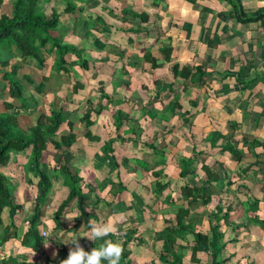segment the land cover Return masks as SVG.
<instances>
[{"label": "crops", "instance_id": "obj_1", "mask_svg": "<svg viewBox=\"0 0 264 264\" xmlns=\"http://www.w3.org/2000/svg\"><path fill=\"white\" fill-rule=\"evenodd\" d=\"M103 1H109L113 5L118 3L122 8L116 7L117 9L110 15L113 18L112 21L108 22L113 23L115 29L110 35L112 41L109 43H114L120 48L106 45L103 49L98 45V39H103L93 37L92 30L97 22L88 20L85 13H96L102 16L97 10H100L99 3H105ZM239 1L240 14L243 16L250 17L264 10V0ZM11 2L12 0H3L0 14L11 11L9 6H5ZM127 2L129 7L126 10L148 15L149 18L145 24L117 23L119 22L117 20L123 19L117 12L122 13ZM65 6L64 0H49L48 4H43L45 13H48L46 12L48 9L49 12L51 9L57 10L60 19L59 32L61 27L68 28L70 23L77 28V32L84 28V37L92 33L97 50L111 55L102 60L106 61L107 65L99 64L103 69L118 71L119 69L114 67L123 68L120 60H129L131 57L127 51H130V54L135 52L133 50L140 52V60L137 57L132 58V60L140 61L141 64L142 74H140L139 85L132 86L129 81L127 84L120 81L114 85V82L110 81L105 88L106 91L103 89L114 103L125 100L126 104L122 109L130 120L123 128L131 129L130 132L122 134L126 139L125 142L117 140L112 145L115 162L109 160L102 162L97 158L98 154H102L104 143L116 135L109 113L106 111L102 113V121L99 120L101 116L94 119L95 126L92 128V133L100 140L85 137V128L79 122L80 111L87 103L78 106L80 101L88 97L87 94L91 89L84 85L79 91V96L73 97L70 82L67 83L69 87L64 81L62 82L64 76L60 79L61 81H57L61 83L51 81L48 84L49 92L53 97L58 101L64 98L69 100L70 97L69 105L78 110L77 126L83 132L76 136V142L70 150L75 158L71 161V167L77 168L83 178V184L89 185V189L94 186L97 190L95 192H99L102 198L100 203H97L96 199L89 201L90 212L101 219L95 224L111 221L116 224L121 235L130 228L136 230V237L144 233L141 238L143 246H146V252L148 243L151 241L162 245L161 242H156L155 235L167 225V221L175 218L176 208L170 210L169 208L173 205L182 206L185 203L180 200L179 189L185 183L191 184L192 176L178 177L177 174L183 166L180 159L190 158L188 167L195 171L192 178L194 182H197L198 177L205 178L201 167L203 163L211 170L213 169L212 171L216 169L222 171L223 176L219 175V179L211 181V188L209 185L206 188L214 192L212 195L207 192L211 197L209 203L214 206V209L208 211L206 209L208 206L201 209L194 208L190 215H194V212H213L217 207H220L223 212L226 208H230L228 220L226 223L221 222L226 243L222 253V258L227 259L224 264H264V227H260L258 223L264 221V148L249 145L252 141L264 143V17L256 21L239 18L233 12L231 3L226 0H163L161 2L84 0V3H78L82 9V12L78 9L80 16L66 11L67 14L61 16ZM69 16H73V20H69ZM117 38L125 43L118 41ZM166 49H169V62H165L163 58L162 51L166 52ZM41 52L49 63L53 61V54L46 55L43 50ZM152 61L160 66L152 68ZM132 63L135 64V62ZM174 64L177 65L175 76L170 71ZM198 67L201 68V73H206L207 76H197L195 68ZM24 69H28L37 76L40 73L30 59L22 63L21 70ZM0 93L1 101L11 102L8 97V88ZM81 93L84 96H81ZM5 96L8 97L6 101ZM93 96H95L94 93ZM173 101L179 109L170 113L166 110ZM108 109H111V106ZM149 112H155L158 116L150 117ZM129 137L133 140L128 139ZM225 144H232L238 150L239 160L223 148ZM26 155L23 154V156ZM122 158L129 161L122 164ZM134 158L141 159L146 166L143 164L135 166V163H131ZM25 163L18 165L17 168L22 174L19 180L23 178L17 188V199L19 200L21 189L27 187L29 194H33V200L34 191L27 183L26 177H23ZM54 181L52 180L48 202L39 220L40 224L37 226L39 232H46L48 235L55 231L52 220L55 205L52 206L51 198L56 193L54 191L59 187L60 181L56 180L53 184ZM111 182H121L126 189L113 194L110 192ZM156 182H167L169 187L162 193H158L155 190ZM19 188L21 189L18 190ZM133 189L141 194L145 203L142 214L135 211L132 205L130 191ZM169 197L172 204L167 203ZM254 201L257 207L255 210H250L249 206ZM18 202L24 206V212L17 216V235L22 238L28 228L33 206L30 208L31 216L25 225L23 216L28 215L26 206L23 201ZM120 203L125 204V209L119 210L118 213L111 212V206L119 209ZM68 206L59 217V228L56 231L63 236L62 241L68 240L72 233L80 235L79 243L85 250L90 251L92 240L85 237L90 234V231L83 232L81 228L74 232L70 231L73 221L68 220L66 216L74 217L76 210L73 203ZM1 216L2 222L4 219L8 221L3 225L8 226L10 221L7 208L3 209ZM206 218H203L198 228L202 232L208 229ZM125 225L129 226L124 228ZM131 244L132 242L129 244L132 264H140L135 258L139 257L138 253L142 254L140 251L142 245L135 244L133 248ZM64 246L67 253L71 247H74L69 243H64ZM151 246L154 255V252H159L158 245H156V251L153 250L152 243ZM42 247L43 256H40L39 263L46 256L52 261L51 264H60L59 255H56L49 238L44 239ZM0 251L5 256L24 253L29 255L31 260L35 259L29 254L31 250L22 247L17 239L5 243V249L0 247ZM202 254L204 253H197L200 262L203 259ZM190 256L191 251L186 256L183 255V259L190 260ZM147 259L155 260L150 256ZM204 261L206 264V257Z\"/></svg>", "mask_w": 264, "mask_h": 264}, {"label": "trees", "instance_id": "obj_2", "mask_svg": "<svg viewBox=\"0 0 264 264\" xmlns=\"http://www.w3.org/2000/svg\"><path fill=\"white\" fill-rule=\"evenodd\" d=\"M48 1L12 0L11 3L5 5L6 7L9 6L11 11L9 13L1 12L0 14V67L7 68L11 65L10 71L5 70L1 75L2 83H7L8 97L11 99V102L1 101L0 103V247L11 240L17 239L22 247L31 250L29 254L35 258L31 260L29 255L24 253L5 256L0 251V264H51L52 261L46 256L39 263L40 256H43L42 246L44 237L42 236V232L37 230V226L40 224L39 220L48 202L52 180H59L63 191L62 198L58 201L52 213L55 230L59 228V217L63 214L64 208L69 207L68 205L71 203L75 207L76 215L74 217L76 218L72 219L73 223L70 231L74 232L78 228H81L83 232H89L90 222L95 224L101 220L89 210L90 200L96 199L97 203L102 201L99 192H95L97 190L94 186L89 189V185L83 184V178L80 176L79 170L71 167L70 159L73 156L70 154L72 153L70 150L76 142V135L71 123H68V130L63 129V126H65L64 120H66L63 116V108L67 104V98L58 101L50 94V87H48L51 81H61L60 79L63 76H70L73 79L70 83L73 97L79 96V91L83 89L84 84L72 76L71 71L73 70L74 63L69 60L67 55H74L80 62L83 70L89 69V62L82 59V50H78L76 45L63 41L59 32L60 19L57 10L51 9L50 13H45L43 4H48ZM64 1L66 4L64 11L67 13H74L75 9H79L82 12L78 3H84V0ZM155 1L161 2L163 0H153V2ZM226 1L231 3L233 12L239 18L256 21V19L264 17V10L250 17L243 16L240 14L241 5L239 0ZM2 6L3 0H0V10ZM114 10L108 8L107 12L112 15ZM127 11L122 10L123 13ZM85 14H87L88 20H96V22H99L103 26L101 32L111 35L115 30L113 23H108L104 17L96 13ZM129 14L133 18H137L142 24H145L149 18L143 12L139 13L138 11L131 10ZM131 31H136V29H131ZM102 39H98V45L101 48L104 49L106 45L120 48L116 44L114 45V43L105 42V38ZM42 50L45 51L46 55H54L51 63L44 57L41 52ZM168 52L169 49H166V52L162 51L165 62H169ZM17 56L20 57V61H16L15 58ZM26 59H30L36 68L40 70L36 81L31 82L33 84H31L29 91L16 78L18 71L22 69V63ZM159 66L155 61L151 62L152 68ZM195 70L197 76H207L206 73H201V68L198 67ZM170 71L175 76L177 74V65H172ZM23 76L25 77V75ZM123 84L127 83L123 82ZM67 86L69 87L68 84ZM0 91L3 92L4 88ZM26 92L28 96H26ZM100 93L101 98L97 104L93 101L85 104L84 108L80 111L81 117L79 118V122L85 128V137L100 140L98 136L95 138L92 133V128L95 126L94 119L101 116L104 111L109 113L116 135L104 143L102 154H98L97 158L102 162L106 160L115 162L116 158L113 156L114 148L112 145L117 140L125 142L126 139L122 134L130 132L131 129L123 128L130 120L121 106L126 104L125 100L114 103L112 98L108 97L103 89H100ZM1 98L0 93V100H2ZM109 106H111V109H108ZM38 108L41 110L38 111ZM177 109L179 108L173 101L166 111L169 110L170 113H174ZM31 110H35V119L31 123H24L26 122L25 117H20V114H29ZM148 115L150 117L158 116L155 112H149ZM128 139L133 140L132 137ZM212 144H215V142H212ZM249 145L264 148V143H258L257 141H252ZM49 147L52 149V152L48 151ZM223 148L228 150L235 159H240L238 150L232 144H225ZM63 151L68 152L69 159L64 157ZM48 153L51 155V161L49 162L45 160V155ZM18 154L28 155L27 162L23 166V177H26L27 183L31 186L32 191H34L33 213L22 238L17 235V216L24 212V206L17 199V188L21 182L19 177L22 174L20 170H17L18 164L12 161L13 157ZM126 161H129V159L122 158V164ZM180 161L183 163V166L178 171V177L195 175V171L188 167L191 161L190 158H181ZM131 163H135V166L137 164L146 166V163L139 158H134ZM201 167L204 170L205 178L198 177L197 182L191 179V184L185 183L180 187V200L185 203L182 206L178 205L176 207L175 218L167 221V225L155 235V240L162 244V249L158 252V259L163 264H181L183 255L178 254V249L182 247L177 244V239L184 233H191L193 236L190 260L194 264H199L200 262V259L197 258L198 252L209 256L208 264H224L227 261V259L222 258L226 243L224 232L221 230V222L226 223L228 220L230 208H226L223 212L220 207H217L215 211L211 212L206 218L208 229L205 232L196 231L191 227L194 219L200 222L194 215H190L192 207L198 204L200 198H202V206L204 207L211 201L210 195H207V197L205 195V187L209 185V188H211V181L219 179V174L216 171H212L204 163ZM6 171L13 172L14 175H9ZM154 173L158 174L157 171H154ZM155 185V190L158 193H162L169 187V183L167 182H156ZM123 189H126V186L121 182H111V193L115 194L117 191H122ZM130 197L135 211L142 214L145 203L141 194L133 189L130 191ZM167 203L172 204L170 197L167 199ZM256 207L257 204L254 201L249 206V209L255 210ZM4 208L8 209L10 221L8 226L5 227L3 226L1 216ZM121 209H125V204L120 203L119 209L114 206L110 208L113 213H118ZM200 223L202 224V221ZM258 223L260 227H264V221H259ZM135 233L136 230L130 228L125 230L122 235L104 238L114 241L120 240L122 242L124 252L120 264H132L129 245L131 242L135 241L136 245H143L142 238L136 237ZM103 243L104 240L97 239L91 242V247L98 248ZM50 244L54 248L56 255H59V263L61 264V261L68 256L64 242L59 238H52L50 239Z\"/></svg>", "mask_w": 264, "mask_h": 264}, {"label": "rangeland", "instance_id": "obj_3", "mask_svg": "<svg viewBox=\"0 0 264 264\" xmlns=\"http://www.w3.org/2000/svg\"><path fill=\"white\" fill-rule=\"evenodd\" d=\"M120 1L121 0H119V2ZM103 2H105V1H103ZM98 5H99L98 7L100 8V10H97V11H99L101 13V15L107 19L108 22H111L113 18H111L110 14L107 12L106 8L115 9V10L117 8L122 9V8H120V5L118 3H116V4L114 3V5H113V3H110L109 1L105 2V3H99ZM79 6L80 7H85L83 5H79ZM103 7H104V9H103ZM127 7H129V3L128 2L126 3L124 9L125 10L128 9ZM46 12L50 13L49 9L46 10ZM74 13H75L76 16H80V12L78 11V9H75ZM117 13L123 17V19H121V21L117 20V21H119V22H117L119 24L120 23L126 24V23L140 22V21H137L138 20L137 18H133L129 14L130 10L125 12V13H123V12L122 13L117 12ZM65 14H67V13L64 11L61 14V16H65ZM123 14H125V15H123ZM73 18H74L73 16H69V20H73ZM95 26L96 27L92 30V33L94 34L93 37H98V38H101V39L105 38L106 42L112 41V39H110V35H107V34L101 32L102 29H103V26L100 25L99 22H97L95 24ZM60 29H61L60 33L62 35V38L64 39L63 41H66V43H71L73 45H76L78 50H82V55H81L82 59H85V60H87L89 62V69L83 70V68H81V66H80V62L75 58L74 55H72V54H68L67 55L69 60L74 63L73 64V70L71 71L72 76L74 78H76V79H79L85 86H87L89 89H91L90 92H89L90 96H89V94H87L88 97H85L83 99V101H80V105L78 107H80L81 105H84L85 103L90 102V101H93L95 104H97V102L101 98L100 89H105L110 81H113L114 85L116 83H119L120 81L126 82V83H128L127 81H129L130 84L132 83V86H133V84L139 85V83H140V74H142V69H141V66H140L141 64L139 63L140 61L132 60L133 57H137L140 60V52L138 50H133V51H135L133 54H130V51H127V54L129 56H131V57H130L129 60H123V61L120 60V63L123 64V66H122L123 70L120 69L121 66H117V67H114V68L115 69L117 68V70L118 69L119 70L112 72V71H109L107 68L103 69L99 65L100 63H105V65H107L108 63L106 61H102V60L105 59L106 57H111V55L106 53V52H104V51H98L97 50V47L94 45V42H93L94 38L92 37V33L90 35H88V37H84L85 29L82 28L81 30H79V32H77V28L75 26L73 27L70 23H68V28L61 27ZM117 40L122 42V40H119V38H117ZM122 43H125V41L122 42ZM122 46L125 48V44H123ZM128 47H130V46H128ZM101 56H103V57L101 58ZM15 59L17 61H20V57L19 56H17ZM95 59H98V60H95ZM111 59H112V61H114L113 58H111ZM132 62H135V64H133ZM114 63H116V62L114 61ZM10 69H11V65H9L7 68L0 67V71H2V72L5 71V70L10 71ZM2 72H0V90H3V88L6 90L8 88L7 87V83L6 82L2 83V81H1ZM125 73H126V76H124ZM24 74H25V77L23 76ZM36 77H37V75H35L34 73L30 72L28 69H24V70H19L18 71V74H17L16 78L29 91V88H30L31 84H33L31 82L36 81ZM64 77L65 78H64V80H62V82L64 81L65 84H67L69 82L71 83V81L73 80L70 76H64ZM103 84H104V88H103ZM119 89L120 88H118V90ZM105 91H106V89H105ZM27 92H26V96H28ZM93 93L95 94V96H93ZM81 96H84V94L81 93ZM4 100L5 101L8 100V97L5 96ZM69 101H70V97H69V100L67 98V104L63 108V116H64V119H66V120H64V125L65 126H63V129L68 130V127H69L68 123H71L72 127L74 128L75 135L78 136L79 133L83 132V130L81 128H78V126H77L78 125L77 124L78 118H77L76 114H77L78 110H76L73 106H70L69 105ZM0 103H1V100H0ZM60 104H61V102H60ZM121 106L124 107V105H121ZM0 110H1V107H0ZM37 110L40 111L41 109L38 108ZM35 116H36L35 110L34 111L31 110L29 112V114H25V113H21L20 114V117H25L26 122H24V123H30L32 120L35 119ZM102 119H103V117L101 116L99 118V120L102 121ZM108 122H110V121L108 120ZM21 124H23V122H21ZM84 144H85V141H84ZM51 150L52 149L49 147L48 151L52 152ZM70 154H72V153H70ZM63 155H64V157L66 159H69V154H68L67 151H63ZM72 156H73V154H72ZM27 158H28V155L23 156V154H18L16 157H13L12 161H14V162L16 161V163L18 165H23ZM74 159L75 158H71L70 161H73ZM45 160L48 161V162L51 161V155L49 153L47 155H45ZM18 170H20V169H18ZM216 171H217V173L219 175L223 176L222 175V171L220 169H216ZM7 174L14 175L13 172H9V171H8ZM192 178H193V176H192ZM22 179H20V180H22ZM55 181H54L53 184H55ZM215 183H218V182H215ZM206 188L207 187H205V190H206L205 195H206V197H207V195H210L207 192H210L211 195L214 193L211 190L208 191L209 188L208 189H206ZM20 189L21 188H19L18 190H20ZM54 192H56V193L52 195L51 203L53 204L52 206L55 205V207H56L58 201L62 198V195H63V191H62L61 185H59V187L57 189H55ZM29 193L30 192L28 191L27 187L22 188L21 191L19 192V200L18 201H23L25 203L26 211L28 213V215L25 214L23 216V221L25 222V225H26L27 220L31 216L30 208L34 205V199L32 200L33 194L30 195ZM201 199L202 198L199 199L198 204L194 205L192 207L193 209H191V210H194V208L195 209H199V208L201 209V208L204 207V206H202V200ZM52 206H51V208H52ZM173 206H171L169 208V210L172 209V208H176V206H174V207ZM204 208H206L209 211V210L214 209V206L210 205V203H208ZM48 211H49V209H48ZM210 213L211 212H201V213L194 212L193 214H194V217L199 219L200 222H201L202 219L204 217H208V215H210ZM49 219L51 220V217ZM200 222L199 221L197 222V220L194 219L193 222H192V225H191L192 229L199 230L198 228H199V226L201 224ZM3 223L5 225V223H8V221H6L4 219ZM128 226L129 225H125L124 228H127ZM143 234L141 236H143ZM119 235H121V232L118 231L116 236H119ZM138 236H140V235L138 234ZM48 238L49 239H52V238L57 239V238H59L61 240L63 238V236H60L59 232H57L55 230V231L49 233V235L46 234V232H45L44 239L48 240ZM192 241H193V236L191 235V233H184L181 236H179V238L177 239V243L182 248L178 249V254L186 256V254H188V252H190L192 247H193V242ZM62 242L65 243V240H63ZM151 243L153 245V250H155L156 245H158V249H157L158 251H160L162 249V245H160L159 243H154L153 241H151L150 243H148L149 246L147 247V252L145 251V247L146 246L142 245V249L140 250V251H142V254L138 253L139 257H136L135 260H138L140 262V264H148V263L149 264H157V263L163 264L159 260H157L158 253L154 252L155 255L152 253ZM135 244H136L135 241L132 242L131 245L133 246V248L135 247ZM137 246H139V245H137ZM2 249H5V244L2 245ZM148 256L155 258V260L147 259ZM205 257H206V260H207L206 264H208L209 256L205 255V254H202V258L203 259H201V262L199 264H205V261H204ZM183 258L181 260V264H184V262L186 264H192L193 263V262H191V260H184ZM141 260H143V261H141Z\"/></svg>", "mask_w": 264, "mask_h": 264}, {"label": "clouds", "instance_id": "obj_4", "mask_svg": "<svg viewBox=\"0 0 264 264\" xmlns=\"http://www.w3.org/2000/svg\"><path fill=\"white\" fill-rule=\"evenodd\" d=\"M72 220L76 217H67ZM119 229L113 222H105L94 224L90 222V234L85 236L95 241L97 239L104 240L98 248H92L90 251L85 250L79 243L78 236L75 233L70 234L69 239L65 243L74 245L71 247L66 259L61 264H120L124 248L120 240L104 239L105 237L114 236Z\"/></svg>", "mask_w": 264, "mask_h": 264}, {"label": "built area", "instance_id": "obj_5", "mask_svg": "<svg viewBox=\"0 0 264 264\" xmlns=\"http://www.w3.org/2000/svg\"><path fill=\"white\" fill-rule=\"evenodd\" d=\"M44 235H45V233L44 232H42V236L44 237Z\"/></svg>", "mask_w": 264, "mask_h": 264}]
</instances>
